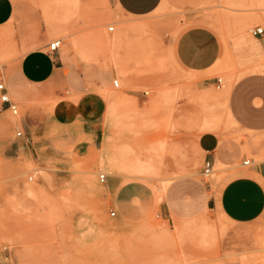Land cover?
<instances>
[{
    "label": "rangeland",
    "instance_id": "rangeland-1",
    "mask_svg": "<svg viewBox=\"0 0 264 264\" xmlns=\"http://www.w3.org/2000/svg\"><path fill=\"white\" fill-rule=\"evenodd\" d=\"M16 2L0 29V82L58 39L74 76L23 100L9 92L18 113L0 114V264H264V216L235 223L207 207V189L233 164L218 160L206 175L198 146L208 118L236 166L264 161V118L244 117L264 116V35L253 33L264 28V0H163L139 15L113 0ZM197 24L221 41L203 84L175 57L178 36ZM85 91L106 103L89 128L98 140L51 141L48 115Z\"/></svg>",
    "mask_w": 264,
    "mask_h": 264
},
{
    "label": "crops",
    "instance_id": "crops-1",
    "mask_svg": "<svg viewBox=\"0 0 264 264\" xmlns=\"http://www.w3.org/2000/svg\"><path fill=\"white\" fill-rule=\"evenodd\" d=\"M113 1L125 12L137 15L150 13L163 2V0ZM190 1L195 3L199 0H178L182 4H188ZM16 9V0H0V29L15 17ZM220 53V38L215 30L207 25L197 24L184 29L175 44V57L178 64L198 74L200 84L205 83L204 78L211 72ZM73 76L69 57L60 48L55 52H51L47 47L33 49L25 53L9 68L6 78L7 90L23 100L30 94H35L36 90L57 83L62 84L72 79ZM81 83L79 86H82ZM240 104L235 94L233 106L236 111L240 109ZM6 110H9L8 105L0 100V114ZM105 111V100L96 92L85 91L78 100L61 99L48 115V118L53 121L46 125L49 129L46 135L52 137L50 140L64 142H83L88 137L97 141L101 131L94 133L89 128L100 126L97 120L105 114ZM244 117L249 122L264 118L258 112L244 113ZM55 137L58 138L54 139ZM111 146V140H108L103 144L102 151L111 155L109 153ZM198 146L204 155L205 163L211 161L214 167L218 160L233 164L229 168L232 177L225 181L212 183L207 189L205 201L207 207L214 213H219L224 219L235 223H249L263 217L264 161L250 166L244 164L236 166L234 159L229 156L227 149L222 145L220 136L212 131L201 134ZM113 167L118 170L116 165L113 164ZM125 189L126 184L123 183L114 187L117 193Z\"/></svg>",
    "mask_w": 264,
    "mask_h": 264
},
{
    "label": "built area",
    "instance_id": "built-area-1",
    "mask_svg": "<svg viewBox=\"0 0 264 264\" xmlns=\"http://www.w3.org/2000/svg\"><path fill=\"white\" fill-rule=\"evenodd\" d=\"M110 30H114V26H110L109 27ZM253 33L255 35H264V28L263 27H256L254 30H253ZM61 44H62V40L61 39H58V40H55L53 42L50 43V51L51 52H55L57 51L60 47H61ZM223 83V79L218 77L217 78V85L218 87H221ZM115 85L116 86H119V81L118 80H115ZM0 99L1 101L4 103V104H7L8 105V108L11 109L15 114L18 113V104L12 100V98L10 97V94L7 90V85L5 84L4 81H1L0 82ZM22 134V131H19L18 132V135H21ZM250 160H246L245 161V164H250ZM214 170V163L211 162V161H207L205 163V167H204V171H205V174L206 175H209L213 172ZM108 178V175L105 174V173H101L100 174V180L102 182L106 181ZM116 212H113V215H115Z\"/></svg>",
    "mask_w": 264,
    "mask_h": 264
},
{
    "label": "bare ground",
    "instance_id": "bare-ground-1",
    "mask_svg": "<svg viewBox=\"0 0 264 264\" xmlns=\"http://www.w3.org/2000/svg\"><path fill=\"white\" fill-rule=\"evenodd\" d=\"M258 14V13H257ZM259 15V14H258ZM258 17V16H257ZM128 26V25H127ZM126 27V26H125ZM139 30H140V28H138ZM142 29V28H141ZM243 29H245V27L243 28ZM133 30H135V29H133ZM127 31V30H126ZM245 31V30H244ZM102 32H104V31H102ZM105 34V33H104ZM102 35V34H101ZM116 35H118V34H116ZM115 35V36H116ZM113 36V35H112ZM112 36H110L111 38H112ZM121 35H119V36H117V37H119V38H121L120 37ZM125 36V35H124ZM131 36V35H130ZM104 37V36H103ZM116 37V38H117ZM107 38V37H106ZM109 38V37H108ZM107 38V39H108ZM126 38V37H125ZM107 39H106V41H107ZM110 39V38H109ZM112 40V39H111ZM118 40H120V39H118ZM139 40H141V39H139ZM115 41H116V39L114 40V43H115ZM122 41V40H121ZM127 41V40H126ZM133 42V41H132ZM140 42V41H139ZM107 44V43H106ZM116 44H117V42H116ZM120 44H121V42H120ZM253 49H254V51H256V52H261L262 51V49H260V47H258V46H254L253 47ZM260 54V53H259ZM260 57H261V55H260ZM263 65V64H262ZM264 68V67H263ZM264 70V69H263ZM230 80V79H229ZM233 81V80H232ZM232 87V86H231ZM228 86H227V90H228ZM54 106V105H53ZM203 121V120H202ZM200 125H202V124H200ZM220 126H219V123H218V121H216V120H212V119H208V118H205V120H204V122H203V126H202V129H203V132H207V131H212V132H217V131H219V128ZM228 128V127H227ZM202 132V133H203ZM235 134V133H234ZM233 135V134H232ZM246 144H247V142H246ZM221 164V163H220ZM163 190V189H162Z\"/></svg>",
    "mask_w": 264,
    "mask_h": 264
}]
</instances>
